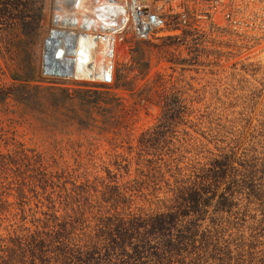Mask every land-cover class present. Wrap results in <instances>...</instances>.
Instances as JSON below:
<instances>
[{"label":"rangeland","instance_id":"1","mask_svg":"<svg viewBox=\"0 0 264 264\" xmlns=\"http://www.w3.org/2000/svg\"><path fill=\"white\" fill-rule=\"evenodd\" d=\"M54 2L0 0V84L10 85V76H34L70 89L78 85L113 86L116 73H124V88L113 92L122 99L121 115L131 135L130 142L117 150L126 152L131 144L132 155L139 153L149 160L157 155L165 161L185 156L179 163L181 173L168 166L157 184L149 182L137 192L138 205L150 210L176 208V187L186 180L191 166L223 153L234 156V169L228 170L218 185L228 200L217 195L199 217L185 216L189 228L199 230L196 243L177 249L181 262L167 259L161 263L264 264V0H188L194 16L176 33L163 34L152 42L137 41L130 34L124 37L119 46L121 58L115 60L110 81L43 74L47 32L41 36V31L43 24L50 22ZM165 88L169 89L164 102L160 92ZM161 103L166 106V118L159 136L165 141L140 148L137 139L158 123L161 109L157 104ZM199 115L203 122L195 127ZM7 131L38 151L55 152L58 148L70 163L76 149L84 154L90 146L89 150L105 160L112 152L104 138H90L92 132L42 126L12 99L0 102V133ZM178 140H185V150L191 151L175 150ZM200 142L203 149H195ZM135 168L133 164L128 175L121 172L119 183L135 177ZM94 176L108 180L100 168L93 171L90 181ZM26 197V213H22L18 191L0 188V247L5 243L2 239L19 232L20 225L35 228L34 217L42 218V212L48 210L47 193L40 186L28 189Z\"/></svg>","mask_w":264,"mask_h":264},{"label":"trees","instance_id":"2","mask_svg":"<svg viewBox=\"0 0 264 264\" xmlns=\"http://www.w3.org/2000/svg\"><path fill=\"white\" fill-rule=\"evenodd\" d=\"M125 77L124 73L117 72L113 86L78 85L72 89L45 83L34 76H10V85L0 84V102L12 99L42 126L92 132L94 135L90 138H104L112 147L106 160L98 158L89 150L90 146L84 154L76 149L70 163L63 159L58 148L55 152L38 151L8 131L0 133V188L18 191L23 201L22 213H26L28 189L40 186L47 193L48 201L43 217H34L35 228L20 225L19 232L15 230L2 239L5 243L0 247V264H149L152 259L155 264H162L167 259H177L180 255L177 249L181 251L197 241L199 230L189 228L185 216L199 217L217 195L228 200L218 185L227 171L234 169V156L223 153L191 166L186 180H181L176 187V208L150 210L137 204V192L149 182L157 184L165 170L173 166L181 173L179 163L185 156L180 154L165 161L157 155L162 160L158 161L139 153L132 155L131 144L127 145L126 152L117 150L130 142L131 135L121 115L122 99L113 92L124 88ZM125 89L132 91V88ZM168 89L160 92V100L166 101ZM157 105L161 116L155 126L141 132L137 139L140 148L165 141L159 131L164 127L166 106ZM201 115L195 117V127L202 124ZM199 133L210 142L204 131ZM178 142L175 150L191 151L185 150V140ZM88 143L93 144L91 140ZM195 147L203 149L204 145L200 142ZM133 164L137 175L119 183L121 172L130 174ZM97 168L106 172L107 181L97 176L90 181Z\"/></svg>","mask_w":264,"mask_h":264},{"label":"built area","instance_id":"3","mask_svg":"<svg viewBox=\"0 0 264 264\" xmlns=\"http://www.w3.org/2000/svg\"><path fill=\"white\" fill-rule=\"evenodd\" d=\"M87 3L91 10L70 13L64 21L62 33L68 41V50L63 55L60 48L58 58L55 57L56 49L45 55V75L59 78L61 73L53 65H47L52 59L55 61L64 56L72 68L82 69L72 78L110 81L115 61H107L111 60L115 48L119 49L127 34L137 41L152 42L163 34H174L181 27L188 26L194 16L188 0H89ZM209 15L212 17L211 13ZM92 57L94 74L89 66ZM106 74L110 75V80H106Z\"/></svg>","mask_w":264,"mask_h":264},{"label":"bare ground","instance_id":"4","mask_svg":"<svg viewBox=\"0 0 264 264\" xmlns=\"http://www.w3.org/2000/svg\"><path fill=\"white\" fill-rule=\"evenodd\" d=\"M89 0H56V3L54 2L51 12V19L50 22H45L42 27L41 36L46 35L45 32H47L45 45H44V67H46V58L45 55L48 52H51L57 48H61L63 55L66 53V50H68V41L63 35V23L66 21V18L70 17V13H80L83 10H91V6L89 3ZM72 3V4H71ZM69 25H71L69 23ZM122 34H120L121 36ZM120 43L117 42V45ZM117 47V46H116ZM121 51L119 49L115 48L114 55L112 56L111 60L107 61V63H113L116 59L121 58ZM62 55V56H63ZM90 64V71L91 74H94V60L93 57L89 60ZM102 62V59H101ZM53 65L55 69L58 70L59 73H61V76L59 75V78H65L69 79L67 77H74L76 73H80L82 69H75L71 67L69 60H66L65 57H61L58 60H55L48 63V66ZM98 67L101 66V63L97 65ZM84 68V67H83Z\"/></svg>","mask_w":264,"mask_h":264},{"label":"water","instance_id":"5","mask_svg":"<svg viewBox=\"0 0 264 264\" xmlns=\"http://www.w3.org/2000/svg\"><path fill=\"white\" fill-rule=\"evenodd\" d=\"M55 54H56V58H58L59 56H60V54H61V50H60V48H57L56 49V52H55ZM47 56V55H46ZM45 73V70L43 71V74ZM106 80H110V75L109 74H106Z\"/></svg>","mask_w":264,"mask_h":264}]
</instances>
